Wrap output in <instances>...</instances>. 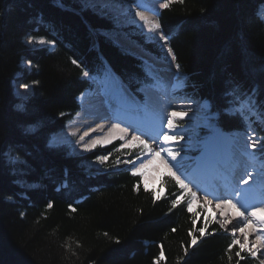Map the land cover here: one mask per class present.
<instances>
[{"label":"trees","instance_id":"1","mask_svg":"<svg viewBox=\"0 0 264 264\" xmlns=\"http://www.w3.org/2000/svg\"><path fill=\"white\" fill-rule=\"evenodd\" d=\"M54 1L0 0V264H261L204 211L189 210L191 197L174 178H163L165 193L157 199L140 177L118 167L120 154L130 153L133 161L136 150L118 151V143L90 156L70 157L63 147L47 146L80 111L76 98L91 87L81 79L85 72H112L141 99L140 89L155 83L146 62L101 34L126 29L81 11L71 0L64 6ZM262 4L264 0H175L161 10L159 21L187 76L184 95L209 101L212 113H218L214 123L226 131L251 124L264 138ZM26 37L55 42L56 49L39 51L34 58ZM140 45L160 58L153 44ZM26 59L40 65L33 80L39 98L19 112L12 83ZM229 79L240 83L242 92L257 88L241 101L250 103L261 120L224 111L234 106L224 95ZM28 125H37L34 134L24 135ZM10 151L27 161L26 176L17 172L20 165L13 171L6 158ZM98 155L109 157L106 170H86ZM23 179L42 188L25 190L16 183Z\"/></svg>","mask_w":264,"mask_h":264},{"label":"rangeland","instance_id":"2","mask_svg":"<svg viewBox=\"0 0 264 264\" xmlns=\"http://www.w3.org/2000/svg\"><path fill=\"white\" fill-rule=\"evenodd\" d=\"M72 2H75L78 6H80V10L83 12L90 11L93 14H96L101 19H105L107 21L113 22L114 25L116 24L120 28H124L126 30L124 31H102L101 34L103 36H107L108 38L112 39L115 43H117L122 49L130 54H133L135 56L140 57L143 59L149 66L151 67V74L156 78L157 85L152 88H147L145 93V102L139 101V100H133L131 97H129L128 93L126 91H129L126 86L122 85L118 80H116L115 77H112L110 83H101L99 79L93 78L92 76H82V80H88L91 82V84L94 85V88H100L98 90L101 93L106 94V98H109V100L116 102V108L122 114L125 113H135L137 111H140V109L144 108L143 112L146 113L147 111L153 115L160 114L161 112H164L166 110H174L176 112H183L186 113L183 117H176L173 119L174 127L172 129L166 128L168 134L171 136L172 133H175L176 136L168 141L166 144H164L166 151H176L179 152L180 155L182 154L183 150L189 151L191 153L186 155H181L183 158L180 165V171H177V168L173 166L174 162L171 161V158L165 155V153H161L164 160L168 161V164L166 165L162 160L156 159L151 164H149V160H152V156L149 154L147 150L143 148L142 145L139 144V142H133L132 137L138 136L141 140H144L148 144V148L151 150H159L157 147V143L154 141L152 145L146 140V138L139 136L138 134L134 133L130 134L125 137L123 141H119V146L117 148L118 151L128 150L129 152L136 150L137 157L133 160L135 163V167L139 168L140 164L143 163L147 165L145 169H143V175L138 176L141 178L142 185L145 190L153 192L155 194V198L159 199L162 197L165 193V190L162 187L163 178L170 176L173 178L172 173L175 172L176 175L180 176L182 180L188 185L187 189H182L186 191V194L191 197L190 199V209L192 212H195L197 210L204 211L205 215L208 216L211 219V222L217 224L221 227L222 224H224V227H221L222 230H224L229 235L233 236L234 239L237 241V243L243 248V250L246 253L251 254L254 258H256L261 264H264V255L261 253V248L255 250L254 246H256L255 239H251V242L249 244V239H246L243 236H240L239 229L231 228L227 220L222 219L221 213L218 212L217 209H215L211 204L210 201L207 198H204L200 195V191L198 189L193 188L189 181L185 179V171L183 169H186L188 166H193L197 159L194 156L195 154H192L195 152L198 147L201 145V143H206V132L213 128L214 119L210 115L208 106L201 103V102H189L186 100L183 95L181 94V91L184 88L185 82L187 80L186 75L179 69V76L181 79H176L177 69H176V62L171 61V56H167V48L170 47L169 39L167 40V44L164 46L163 50L161 49V44H163V41L157 42L159 35L162 33L161 29L157 30L155 33L148 32L147 26H143V22L140 21L139 17L135 15L136 12H141L146 17V19L150 23H158L155 19L157 17L156 12L161 10L160 4L164 3L165 0H142L140 5L138 6H132V4H127L124 0H112L111 5L105 9L106 15H100L96 11L89 9V10H83V5L81 3V0H71ZM149 1L151 2V5L148 3V6L153 7L152 12L147 11L146 4ZM175 1V0H173ZM62 2H65V0H62ZM55 5L58 6H64L62 3H58V0L54 1ZM151 12V13H150ZM258 16L264 21V5L259 9ZM108 35H105V34ZM155 36L157 37V40H151L147 41L146 37L149 36ZM94 38L92 40V47L96 48V34L91 35V38ZM137 38V39H136ZM32 39L35 41V43H28V41ZM40 40H43L44 43L40 44L38 43ZM141 42H144L146 44H153L154 49H158L161 53L160 58L152 55L151 53L147 52L142 45H140ZM25 45H27L30 49V55L32 57H37L38 52L42 50L48 49L50 52H54L56 49L55 42H48L46 39H36L35 37H26L24 39ZM174 54V53H173ZM37 60V58H36ZM40 72V65L37 62L24 60L21 63L20 69L18 70L15 80L12 83L13 92L15 98L19 100V105H17L15 108L19 112H25L27 111V107L30 104V101L35 99L36 97V76ZM84 78V79H83ZM35 82H34V81ZM97 80V81H96ZM102 84V86H100ZM174 84V85H173ZM25 85H28V87H25ZM85 90L82 94L85 92H88L94 96V90ZM96 92V91H95ZM109 96V97H108ZM35 97V98H34ZM183 97V98H182ZM37 97L36 99H38ZM112 98V99H111ZM116 98V99H115ZM118 98V99H117ZM79 96L76 98L77 104L79 103ZM159 100V101H158ZM134 101V102H133ZM29 102V103H28ZM121 102V103H119ZM159 102V103H158ZM119 103V104H117ZM28 106L26 107V105ZM158 104V105H157ZM177 105V106H176ZM181 105V106H180ZM187 105V106H186ZM165 106V107H164ZM174 106V107H173ZM172 107V108H171ZM81 111L74 115L72 119L67 123L65 130L60 131L59 133H56L52 136H56L58 138H62L65 143L61 144L59 148L63 147L67 151V155L70 157H85L90 156L98 149H105L104 147H107L110 145L108 144H102L97 145V147L90 151H84L82 149V144L80 143V137L78 138H72V135L70 133L74 132V126L76 123L81 120L78 118L82 112V107L80 105ZM134 108V109H133ZM165 108V109H164ZM167 108V109H166ZM176 108V109H175ZM183 108V109H182ZM158 109V110H156ZM187 109H192V111H188ZM155 110V111H154ZM194 110V111H193ZM154 111V112H152ZM173 111V112H174ZM235 109L232 110L234 112ZM249 111L248 107L245 105V103H241L239 105V109L237 113H240L241 115L248 117L246 114ZM192 113V114H191ZM195 113V114H194ZM133 115V114H130ZM137 115V114H136ZM189 115V116H187ZM191 115V116H190ZM193 116V117H192ZM197 116V118H196ZM171 117V113L169 118ZM133 119V116H132ZM183 120L184 125L183 127H180L178 123ZM168 123V120H167ZM194 125V126H193ZM164 126V125H163ZM167 126V124H166ZM29 128H33L32 131H29ZM38 129L37 125H28L23 127V133L24 135L28 134H34L36 130ZM213 130V131H214ZM190 132V133H188ZM217 136H220L218 132H216ZM115 138V137H114ZM114 138L111 140L115 144ZM224 138V136H222ZM231 141L234 143L236 139H242L245 142H248L249 145L252 147V158L256 160L257 163L263 164L264 163V148H262L261 142L264 141V138L261 137L258 133L253 131L251 127H249L247 130H245L243 133H238L234 136H230ZM79 142V143H78ZM251 142V143H250ZM89 143V142H87ZM160 143H163L161 140ZM179 144H182L181 146H178ZM208 144V141L207 143ZM256 145V147H253V145ZM105 145V146H104ZM113 145V144H112ZM123 145H128L127 147H124ZM156 148V149H155ZM70 152L74 154H69ZM250 155V156H251ZM121 158L117 160L118 167L124 166L125 168H128L131 172L135 170L132 165H129L125 163V161L131 160L130 153L126 156H123V154L119 155ZM7 160L8 162L14 166L13 171H17V166L19 167V174L26 176L28 172H25V164H27V161L22 158V156L16 155L15 152L13 154L12 151H10L7 154ZM180 159L177 157V161L179 162ZM108 160L105 161L104 164H100L96 159L90 163H87L86 170L90 169H96V170H106L105 165L109 162ZM191 164V165H190ZM53 168V167H51ZM160 170V184L157 186H153L152 188H149V185H147L150 181H148V177L150 176L151 172L157 173V171ZM261 173L255 174L260 176V179H257L258 184H264V169L260 171ZM184 173V176H183ZM146 179V180H145ZM151 179V177H150ZM263 179V180H262ZM146 182V183H145ZM263 182V183H262ZM19 184V187L24 188L25 190L31 191L42 188L41 186L29 184L24 179L20 180L19 182H16ZM18 186V185H17ZM262 187H264L262 185ZM181 189V188H180ZM264 188H261V192H263ZM22 191V190H21ZM25 192V191H24ZM192 193H196V196L193 197ZM182 198L179 200L181 201ZM257 218H259L256 215ZM255 243V244H254Z\"/></svg>","mask_w":264,"mask_h":264},{"label":"bare ground","instance_id":"3","mask_svg":"<svg viewBox=\"0 0 264 264\" xmlns=\"http://www.w3.org/2000/svg\"><path fill=\"white\" fill-rule=\"evenodd\" d=\"M147 7L150 8L148 10L152 12L153 9H151V7L148 5H147ZM88 94H90V93L85 92L83 94V96L79 99V103L81 104V107H82V112L78 118H80L81 120H79V122L75 124L73 129H74V133H76V135L72 136V138H78L81 135H84L85 132H87L88 135L85 136L84 141H82V142L80 141V143L83 144V143L90 142L91 139H93L95 137H98V136L103 137V136L108 135L109 129L112 127L113 124H119V127L121 129H125L129 133L131 132V130L127 127V125L125 123H123L124 121L115 120V115H121L119 113V111H117V109H115V107H114L116 105V102L114 103V101H111V100H109V98H106L107 95L106 94L104 95V93H96L95 90H94V96L93 95L90 96ZM119 103H121V102H119ZM119 103H117V104H119ZM156 110H158V109H156ZM187 110L192 111V109H187ZM154 111H152V112H154ZM173 111L174 110H169V107H168V110L161 112L160 114H155V115L153 114L152 115L150 113V111L147 112L148 117H152V118L154 117L156 119V121L161 122L164 125V126H160L161 128H157V134L158 135L160 134L161 137H162L163 133H165V129L167 128V126H166L167 120L170 116V113H172ZM122 116H125V115H122ZM187 116H189V115H187ZM127 117H129L128 119L131 121L132 124H140V122L138 120L139 117L137 115H134L133 119H132V116L126 115V118ZM117 118H119V117H117ZM196 118H197V116H196ZM142 120L146 121V118L142 119ZM119 135H120V133H115V134H113V137L119 136ZM172 135H173V133H172ZM126 137H127V135H126ZM206 139L207 140L209 139L208 135H206ZM234 143H235L234 147L238 148L237 151H239V153H241L242 158L240 160V159H236L234 155H230V157L226 156L223 160L225 162V164L226 165L229 164V162L231 160H236L235 162L242 161L243 163L248 164V170L246 171L247 175H250L254 179H257V178L260 179L261 175L258 176L255 174L261 173L260 171L264 169V163L259 164L256 162L255 159H253V158L251 159L253 152L251 150L252 147L249 145L248 142H245L242 139H236ZM216 157H217V154L215 155L214 153H212L210 156V161L208 162V164L205 168V172L209 177H212L213 174L215 173L214 161H215ZM150 177H151V179H150ZM160 177H161L160 176V170H158L156 174H155V172L154 173L151 172L150 176L148 177V181H150V183L147 182L148 183L147 185H149V188H152L153 186L159 185L160 184ZM247 184L248 185L250 184L249 186L253 185V183H251L250 181H248ZM262 185L264 186V184H262ZM262 188H264V187H262ZM208 198H209L210 204L215 209H217L219 213H221L222 219L227 220V222L231 228H235V230L240 229V228L244 229L243 232H241L239 230V234H240V236H243L246 239H249V244L251 242V239H255L256 246H257V247L254 246L255 250H257L258 248L259 249L261 248V250H262L261 253L264 255V223H262V221H264V206H262V203H260L261 200H264V199L258 198L257 202H254L251 204L252 208H246L247 197H245V198L239 197V198H241V199H239V202H234L233 198H231L229 200H231L232 204L235 205V207L227 206L224 208H217L216 205L218 203H221V201H223V200L217 196H209ZM251 210L256 211L257 216L259 218L253 217L254 218L253 219L251 216H249L247 214V212L248 211L250 212ZM241 213L243 215H241ZM257 236L262 237V239L260 241H257V239H256Z\"/></svg>","mask_w":264,"mask_h":264},{"label":"snow or ice","instance_id":"4","mask_svg":"<svg viewBox=\"0 0 264 264\" xmlns=\"http://www.w3.org/2000/svg\"><path fill=\"white\" fill-rule=\"evenodd\" d=\"M179 2L183 3V0H179ZM58 3L62 4V0H58ZM81 3L83 5V10L92 9V10L96 11L100 15H106L107 13H106L105 9H107L111 5L112 0H81ZM172 3H173V0H165L164 3L160 4V8L161 9H167V8L170 7V5ZM135 15L138 16L140 21L143 22L142 27L143 26H147L148 32L155 33L157 30L161 29V25L159 23H150L146 19V17L143 15V13L136 12ZM105 35H108V34L106 33ZM146 40L147 41L157 40V37H155L154 35L153 36H149V37H146ZM167 40H168L167 35H165L163 33H161L159 35L157 42H160V41L164 42L163 44H161V49L162 50H163L164 46L167 44ZM28 43L32 44V43H35V41L30 39L28 41ZM38 43L43 44L44 41L40 40ZM166 55L167 56H171V61L172 62L176 61V56L173 54V50H172L171 47L167 48ZM72 62L74 64L76 63L75 60H73ZM176 69H177L176 79L179 80V79H181V77L179 76L180 65L178 63L176 64ZM88 75H89L88 72L84 73V76H88ZM25 87H28V85H25ZM241 89H242V85L240 83L236 82L235 80L229 79V80H227L225 82L224 95H225V97H231L232 98V99L228 100V103L230 105L239 104L241 102V96H243L245 98H248V97L254 96L256 94V92H257V88L255 86L251 89L250 92H242ZM203 103L205 105H207L209 109L211 108V104H210L209 101L205 100V101H203ZM224 111L229 113V114H235L234 112L231 111L230 108H225ZM185 115H186V113H184V112H176V111L172 112L171 113V117L168 118L167 127L169 129H172L174 127L173 119L178 117V116L179 117H183ZM213 115L218 117V113H214ZM32 130H33V128H29V131H32ZM115 133H120L118 138L121 141H123L125 139L126 135H127V131L125 129H121L119 127V124H113L112 127L109 129V134L108 135L103 136V137H99L98 136V137H95V138L91 139V141L89 143H83L82 144V149L84 151H90V150L95 149L97 147V145L108 144L114 138L113 134H115ZM70 135L75 136L76 133L73 132V133H70ZM87 135H88L87 132H85L84 135H81L80 136V141L81 142L84 141V138ZM175 136H176L175 133H173V135L170 136L167 132H165V133H163L162 137L157 138L156 139V143H157V147H158L159 150H151V149H149L148 148V144L144 140H141L138 136H133L132 137V141L133 142H137L138 141L139 144L142 145L143 148L145 150H147L149 152V154L152 156V160H149V164H151L154 160L159 159V160H162L167 165L168 161L164 160L162 155H161V153H165V155L170 157L171 161L174 162L173 166L177 168V171H180V165H179V162L177 161V157L180 156V153L176 152V151H166L165 147H164V144H166L168 141L172 140ZM160 140H162L163 143H160ZM63 143H65V141L62 138H58L56 136H52L47 141V146L50 149H57ZM123 146L127 147L128 145H123ZM260 146L262 148H264V141L261 142ZM253 147H256V145L254 144ZM69 154L71 155V154H74V153L70 152ZM107 160H108V156L107 155H98V156H96V161H98L100 164H104L105 161H107ZM125 163L133 166V168L135 170L133 171L132 174L134 176H142L144 174L143 173V169L147 167V165L141 163L140 167L136 168L135 167V163L132 160L125 161ZM66 172H67V170H66ZM172 176H173V178L175 180V183L177 185H179V187L181 189H187L188 188V185L184 182V180H182L180 176L176 175L175 172L172 173ZM247 182H248L247 180H244V183H247ZM192 196L195 197L196 193H192ZM176 203H177L176 200L172 201L173 206H175ZM216 206H217V208H224V207H227V206L235 207V205L232 204L231 200H223V201H221V203H218ZM48 207L51 208L52 204L49 203ZM70 207H71V205H70ZM72 210L75 211L74 208ZM189 210H191V209H189ZM241 215H243V214L241 213ZM250 215L252 217H256L257 212L256 211H252L250 213ZM226 223H227V221H226ZM262 223H264V221H262ZM221 227H224V224H222ZM239 230L241 232L244 231L243 228H240ZM173 231H174V229H173ZM105 235H107V233H105ZM256 239H257V241H260L262 239V237L257 236ZM117 243H119L118 240H117ZM193 243H196L195 239H193ZM232 243L235 244L236 241L233 240ZM236 255L239 256L240 253L237 252Z\"/></svg>","mask_w":264,"mask_h":264}]
</instances>
